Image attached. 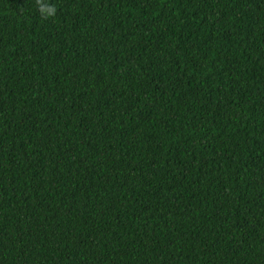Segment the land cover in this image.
Listing matches in <instances>:
<instances>
[{
  "label": "trees",
  "instance_id": "1",
  "mask_svg": "<svg viewBox=\"0 0 264 264\" xmlns=\"http://www.w3.org/2000/svg\"><path fill=\"white\" fill-rule=\"evenodd\" d=\"M0 0V264H264V0Z\"/></svg>",
  "mask_w": 264,
  "mask_h": 264
},
{
  "label": "clouds",
  "instance_id": "2",
  "mask_svg": "<svg viewBox=\"0 0 264 264\" xmlns=\"http://www.w3.org/2000/svg\"><path fill=\"white\" fill-rule=\"evenodd\" d=\"M35 3L42 20H48L57 15L56 5L54 3H50L49 0H35Z\"/></svg>",
  "mask_w": 264,
  "mask_h": 264
}]
</instances>
